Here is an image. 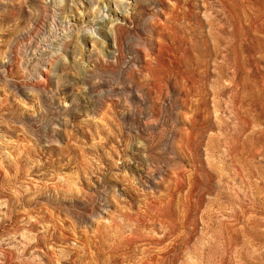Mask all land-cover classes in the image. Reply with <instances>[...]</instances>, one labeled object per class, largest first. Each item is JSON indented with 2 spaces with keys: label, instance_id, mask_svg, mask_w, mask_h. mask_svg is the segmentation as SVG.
I'll list each match as a JSON object with an SVG mask.
<instances>
[{
  "label": "rangeland",
  "instance_id": "374dc122",
  "mask_svg": "<svg viewBox=\"0 0 264 264\" xmlns=\"http://www.w3.org/2000/svg\"><path fill=\"white\" fill-rule=\"evenodd\" d=\"M226 1L169 8L154 72L166 4L0 0V264H264V0Z\"/></svg>",
  "mask_w": 264,
  "mask_h": 264
},
{
  "label": "bare ground",
  "instance_id": "6f19581e",
  "mask_svg": "<svg viewBox=\"0 0 264 264\" xmlns=\"http://www.w3.org/2000/svg\"><path fill=\"white\" fill-rule=\"evenodd\" d=\"M156 1H158V2H160L161 4H166V6L164 7V8H160L159 9V13H157L155 16H154V24H155V27H154V32H155V35L152 37V48H150V50H147V49H143L144 50V56H143V58H144V67L145 68H147V69H150V70H152V71H154L155 72V69H156V66L154 65V62L155 63H157V61H159V60H162L163 59V55L165 54V50L166 49H168L169 51H170V48H168L167 46H164L165 44L162 42V40H161V36L165 33V31H164V26L166 27H168L169 25H168V21H169V16H171L170 14L172 13V12H174L175 10V8L177 7V2H178V0H156ZM221 1V3L223 4V6H224V8L226 9V10H228V11H231V9L229 8V5H228V2L226 1V0H220ZM180 2V1H179ZM178 2V3H179ZM243 2V1H242ZM184 7V6H183ZM170 8V9H169ZM171 10L172 12H169V10ZM185 9V8H184ZM188 9V8H187ZM189 10V9H188ZM177 12V11H176ZM180 12H181V8H180ZM208 12V11H207ZM186 13V12H185ZM226 13V12H225ZM155 14V13H154ZM207 14V13H206ZM177 15V14H176ZM208 15V14H207ZM164 17V18H163ZM183 17H184V14H183ZM153 18V17H152ZM178 18H180V17H178ZM243 18V17H242ZM173 19V18H172ZM153 21H151V22H153ZM173 22V21H172ZM209 22V21H208ZM231 22V21H230ZM184 24V23H183ZM177 25V24H176ZM154 26V25H153ZM171 26V25H170ZM173 26V25H172ZM225 25H224V23H222V22H216L214 19H212L211 21H210V23H209V34L212 36V38H213V40L215 41V43H216V45L217 46H219L221 49H222V51H226L224 54H226V55H228V53H229V51H230V49H231V43H228L227 42V38H233V36H235L236 35V30H232V31H230V30H227L226 31V29H225V27H224ZM239 26L241 27H243V24L241 23V17H239ZM233 28V27H232ZM238 28V27H237ZM167 30V29H166ZM181 30V29H180ZM168 31V30H167ZM167 34V33H166ZM187 34V33H186ZM168 37V36H167ZM186 38V37H185ZM115 40H117V39H115ZM205 40V39H204ZM238 42V41H237ZM115 43H117V42H115ZM194 43V42H193ZM117 45V44H116ZM167 45V44H166ZM169 45V44H168ZM205 45H207V44H205ZM223 46H224V48H223ZM176 47V46H175ZM212 48V47H211ZM183 52V51H182ZM196 52V51H195ZM143 53H142V55H143ZM196 54V53H195ZM191 55V54H190ZM198 56H200V55H198ZM166 57L168 58V59H172L171 57H174V54H172V53H168L167 55H166ZM153 59V60H152ZM177 60V59H176ZM190 60V59H189ZM173 61V60H172ZM216 62V61H215ZM187 63V62H186ZM192 63V62H191ZM159 64V63H158ZM167 64H168V62H167ZM166 64V65H167ZM194 64V63H193ZM196 64V63H195ZM177 66V65H176ZM182 66V65H181ZM170 67V66H169ZM225 70H226V68L224 67V66H222V68H221V72H220V74L218 75V78H219V80L220 81H224L225 79H226V75H225ZM192 71V70H191ZM167 74V73H166ZM174 74V73H173ZM208 74V73H207ZM248 75H253V76H256V74L255 73H248V74H246V75H244L243 74V76H244V78H245V80H246V78H247V76ZM160 76H162V75H160ZM172 77V76H171ZM176 77V76H175ZM174 77V78H175ZM186 78V77H185ZM160 81V80H159ZM164 81H165V79H164ZM170 82H172L173 84H175V85H177V86H179L178 84H177V82L176 81H170ZM187 85H188V87H185L184 85L181 87V88H183L184 89V91H185V94H186V96H184V97H182V99L183 100H185L184 101V103L186 104L187 102V100L188 99H192L193 97V95H191V97H190V92H189V90L188 89H190V85H189V83L187 82L186 83ZM246 95H247V93H245ZM245 96V95H244ZM191 101V100H190ZM190 105V104H189ZM209 142H210V137L208 138V140H206V144H209ZM219 143H218V141H215V140H213L212 141V143H211V145L208 147V150L204 153V152H202V153H204L205 154V156L206 155H210V154H212L211 152L213 151V150H215L216 148H218V145ZM187 149H189V148H187ZM182 150L184 151V154H185V156H186V159H187V162H186V164H183V165H181V166H179L178 168H176V169H178L179 170V172H174V170H175V168H173V170H168V172L166 171V173L164 174V175H162L161 177H160V179L159 180H157V182L158 183H160V184H162V187H167V185L173 180V179H177V178H179V177H181L180 175H179V173L180 172H182L183 170H186V168L187 167H185L186 165H188V166H191V167H193V168H195L194 167V164L191 162L190 163V160H189V156H188V153H187V151H186V149L185 148H182ZM189 151H190V153H192V150H190L189 149ZM201 153V152H200ZM202 155V154H201ZM191 156V155H190ZM208 157V156H207ZM196 158V157H195ZM210 160V159H209ZM194 162V161H193ZM194 163H196V161L194 162ZM204 163V162H203ZM202 165V164H201ZM178 166V165H177ZM176 166V167H177ZM205 166V165H204ZM170 167H172V166H170ZM173 167H175V166H173ZM203 167V166H202ZM169 169V168H168ZM191 169V168H190ZM189 169V170H190ZM175 171H177V170H175ZM195 174V173H194ZM185 177V176H184ZM195 177H196V175H195ZM193 178V177H192ZM189 179V178H188ZM197 179V178H196ZM179 180V179H178ZM177 180V181H178ZM183 180V179H182ZM176 181V182H177ZM175 182V183H176ZM190 182V181H189ZM203 182V181H202ZM191 184V183H190ZM193 184V183H192ZM172 185V184H171ZM178 185V184H177ZM169 186V185H168ZM180 186V185H179ZM189 186V185H188ZM176 187V186H175ZM183 187V186H182ZM190 187V186H189ZM195 187V186H194ZM178 188V187H177ZM188 188V187H187ZM181 189V188H180ZM179 189V190H180ZM191 190V189H190ZM202 192V191H201ZM231 195V194H230ZM218 198V197H217ZM160 201V200H159ZM226 202H228V203H230V204H232L233 202H232V199H230L229 198V200L228 201H226ZM221 206H222V204H221ZM151 207V206H150ZM155 210H156V208H155ZM189 216V215H188ZM187 216V217H188ZM196 222H197V220H196ZM225 226V225H224ZM230 226V225H229ZM226 227V226H225ZM231 227V226H230ZM230 227H226V228H229L230 229ZM227 230V229H226ZM217 236V235H216Z\"/></svg>",
  "mask_w": 264,
  "mask_h": 264
}]
</instances>
